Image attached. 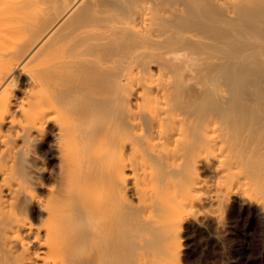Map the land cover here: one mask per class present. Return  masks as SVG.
I'll list each match as a JSON object with an SVG mask.
<instances>
[{"label": "bare ground", "instance_id": "6f19581e", "mask_svg": "<svg viewBox=\"0 0 264 264\" xmlns=\"http://www.w3.org/2000/svg\"><path fill=\"white\" fill-rule=\"evenodd\" d=\"M213 1L237 19L242 0ZM201 7L0 0V264H156L123 259L131 217L146 239L235 191L263 204L243 141L229 119L204 111L228 99L214 80L222 57L207 49L231 37L211 35ZM202 161L213 186L199 180Z\"/></svg>", "mask_w": 264, "mask_h": 264}, {"label": "rangeland", "instance_id": "374dc122", "mask_svg": "<svg viewBox=\"0 0 264 264\" xmlns=\"http://www.w3.org/2000/svg\"><path fill=\"white\" fill-rule=\"evenodd\" d=\"M243 2L244 4H242ZM249 5L250 7H248ZM200 6H202V11L208 12L210 10L209 13L203 12L205 15L208 14L211 18L209 23L215 28L212 31L213 33L210 34L215 35V37L219 35V37L223 36L221 38H225V35H227L226 37H231L228 41L229 44L225 45L223 43L222 45L219 43L220 48L217 47V51L215 49L216 52L207 49L210 52L209 56L212 52L217 58L222 57L223 60L225 59L224 61L229 59L227 62L220 59L219 63H221L215 70L217 77L215 76L216 73L214 74V80H217L215 83L224 84L228 88V99H225L228 102L226 103L216 98L212 102L213 104L208 103L207 105L209 106H205L204 111L206 110L208 113H214L229 119L226 120L232 125V135L235 138L241 139L244 143V148L249 152V171L251 172L253 169L260 168L259 191L261 193L258 191V194L262 196L264 195V48L262 47L264 45V0H242L236 10L239 13V15L236 13L238 17L232 20H230L227 14L226 16L224 15L225 10L223 11V8L218 6L213 0H200ZM242 17L244 18L241 19ZM253 19L257 21L253 22ZM228 21H230V24H228ZM198 24V28L196 27L197 31L199 30L198 32L200 33L205 32V29H207L204 26L206 25V21L200 20ZM218 25L219 29L222 30L221 32L218 30ZM236 25L239 27L237 28ZM228 26L231 29L234 28L235 31H233L234 29L230 30ZM202 27L205 28L201 29ZM248 27L249 29H247ZM247 31L248 33H246ZM239 43H241L239 46L245 49L239 48L237 46ZM258 45L259 47H257ZM226 49L227 54L225 52ZM207 51L205 50L204 52L208 53ZM228 51H232L233 54L232 52L229 54ZM244 51L248 52L245 53ZM240 52L244 53L245 55L243 54V56L246 57L244 58ZM206 53L205 56L207 55ZM215 55L212 54L211 56ZM224 71H228L226 73L229 75L224 74ZM218 74H221L220 76L223 75L224 79ZM45 148L42 152V159L44 161H46ZM197 174L203 185L213 186L217 182V177L211 172L205 161H202L198 165ZM235 192L221 206L209 204L206 207V213L187 215L184 221L180 220L172 223V225L162 231L151 232L146 239L139 237L138 227L135 225L139 221L136 217H131L130 222L124 223L120 228L124 248L123 259L129 262L142 255L155 261L156 264H264V202L262 205L258 204L254 197L251 198L248 194L240 191ZM257 196L260 197V195ZM207 214L217 217L216 221L206 219L204 215L206 216Z\"/></svg>", "mask_w": 264, "mask_h": 264}]
</instances>
